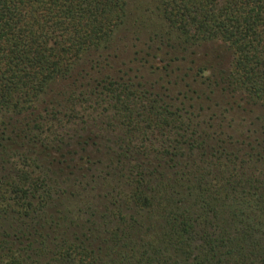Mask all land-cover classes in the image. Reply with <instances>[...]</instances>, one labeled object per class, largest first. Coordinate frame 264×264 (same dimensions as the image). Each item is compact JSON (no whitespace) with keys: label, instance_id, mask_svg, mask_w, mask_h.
Here are the masks:
<instances>
[{"label":"trees","instance_id":"16d2710c","mask_svg":"<svg viewBox=\"0 0 264 264\" xmlns=\"http://www.w3.org/2000/svg\"><path fill=\"white\" fill-rule=\"evenodd\" d=\"M253 106L264 0H0V264H264Z\"/></svg>","mask_w":264,"mask_h":264},{"label":"rangeland","instance_id":"374dc122","mask_svg":"<svg viewBox=\"0 0 264 264\" xmlns=\"http://www.w3.org/2000/svg\"><path fill=\"white\" fill-rule=\"evenodd\" d=\"M207 50L209 51V53H212V54L214 53L215 55H216V53L214 51L215 50L218 51L217 54H219V56L216 59L218 60L220 67L228 68L230 66L231 53L226 46H224L223 44H220V43H215L213 45H210V47L207 48ZM259 114L264 115V109L260 108V107H254L253 106V113L247 115L246 118L248 121H255L256 117ZM199 120L202 121L201 119H199Z\"/></svg>","mask_w":264,"mask_h":264}]
</instances>
